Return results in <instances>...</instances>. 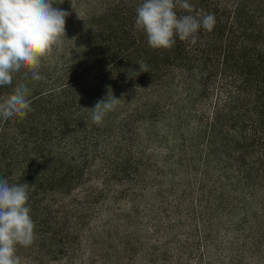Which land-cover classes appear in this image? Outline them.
<instances>
[{"label": "trees", "instance_id": "obj_1", "mask_svg": "<svg viewBox=\"0 0 264 264\" xmlns=\"http://www.w3.org/2000/svg\"><path fill=\"white\" fill-rule=\"evenodd\" d=\"M108 1L98 14L66 20V39L38 69L45 79L22 70L0 89L2 102L27 85L33 109L0 119V178L28 184L35 223L34 243L17 246L19 258L73 257L84 228L131 185L141 188L130 204H146L147 151L156 141L149 128L163 116L178 124V166L193 174L206 220L232 211L225 188L237 201L264 189V0H189L192 14H214L215 27L199 29L195 45L177 38L168 50L150 47L135 27L142 0ZM140 61L148 72L129 78ZM108 93L120 100L97 124L90 108Z\"/></svg>", "mask_w": 264, "mask_h": 264}, {"label": "rangeland", "instance_id": "obj_2", "mask_svg": "<svg viewBox=\"0 0 264 264\" xmlns=\"http://www.w3.org/2000/svg\"><path fill=\"white\" fill-rule=\"evenodd\" d=\"M55 2L53 7L68 11L66 20L73 21L90 12H102L107 0ZM149 129L156 143L152 142L147 151L152 159L143 177L145 186H151L146 204L140 202L139 210L135 202L130 204L128 197L141 188L131 185L134 189L127 196L117 202L106 201L110 210L84 228L81 248L75 250L73 257L64 254L55 259L41 257V261L20 258V264H264V189L251 197L240 195L237 201L238 195L229 191L234 188H225L233 200L232 211L227 214L215 210L206 220L194 189L196 183L191 180L193 174H185V169L178 166V124L163 116ZM202 152L205 154L206 150ZM124 187L115 185L114 190L121 192ZM183 191L189 194L182 195ZM203 233L209 235L206 240H202ZM181 246L186 248L182 250Z\"/></svg>", "mask_w": 264, "mask_h": 264}, {"label": "clouds", "instance_id": "obj_3", "mask_svg": "<svg viewBox=\"0 0 264 264\" xmlns=\"http://www.w3.org/2000/svg\"><path fill=\"white\" fill-rule=\"evenodd\" d=\"M55 0H0V89L11 87L16 74L27 70L31 79H45L38 74L42 59L51 55L66 39V18L69 12L54 8ZM188 14L178 16L176 9ZM135 27L147 37L154 49H171L177 38L195 45L199 29L211 32L216 24L214 14H192L189 0H142L136 7ZM138 76L148 72V65L139 62ZM30 89L25 84L15 86L0 102V119L25 118L33 111ZM120 99L108 93L96 101L93 122L100 124ZM27 183H9L0 178V264H20L17 246L29 247L35 240V223L30 215Z\"/></svg>", "mask_w": 264, "mask_h": 264}]
</instances>
